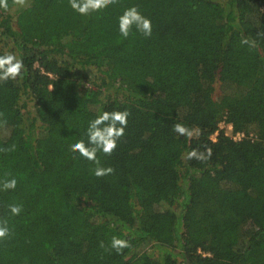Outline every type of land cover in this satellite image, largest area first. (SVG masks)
<instances>
[{"label":"trees","instance_id":"obj_1","mask_svg":"<svg viewBox=\"0 0 264 264\" xmlns=\"http://www.w3.org/2000/svg\"><path fill=\"white\" fill-rule=\"evenodd\" d=\"M133 5L151 37L120 36L118 17ZM260 32L264 0H119L90 16L68 0H9L0 55L15 53L27 71L0 82V148L15 145L0 151V180H17L0 191L12 233L0 264H264ZM125 109L116 150L98 154L115 171L97 178L69 146L100 111ZM205 148L207 161L186 159ZM114 235L131 244L123 254L109 247Z\"/></svg>","mask_w":264,"mask_h":264},{"label":"clouds","instance_id":"obj_2","mask_svg":"<svg viewBox=\"0 0 264 264\" xmlns=\"http://www.w3.org/2000/svg\"><path fill=\"white\" fill-rule=\"evenodd\" d=\"M118 2L119 0H68L72 10L81 16H90L92 13L100 12ZM11 4L18 9H24L31 6V0H11ZM0 10H9V0H0ZM118 31L124 39L129 38L134 31L148 38L152 35V22L150 18L142 14L139 6L133 5L125 8L118 17ZM258 36L264 37V32H260ZM241 44L248 45L249 48L257 47L256 40L249 37L242 38ZM26 71L23 59L19 58L15 53L6 52L0 55V82L15 81L17 78H22V75ZM2 115L3 113H0V116ZM129 116L130 113L126 109L113 110L111 112L100 111L94 119L88 122L84 134L86 139L77 140L69 146L70 152L79 154L80 157L95 165L92 168V174L97 178L114 173L115 170L112 167L102 166L98 154L102 153L103 155L111 156L116 150L118 141L125 134ZM3 123L6 124L7 122L4 121ZM0 127H3V124H0ZM173 131L186 138H191L195 134L194 129L189 128L183 123H174ZM14 150L15 145H12L11 148H0V151L3 152ZM211 155V148H205L203 152L192 149L186 154V159H196L204 162L210 159ZM16 186L17 180L14 177L0 180V191L14 190ZM22 210L23 208L20 204L14 203L8 205V211L13 216L19 215ZM11 234L8 221L0 219V241L6 240ZM100 247H105L103 241L100 242ZM109 247L117 254H123L124 249L130 248L131 244L129 240L114 235L111 238Z\"/></svg>","mask_w":264,"mask_h":264},{"label":"rangeland","instance_id":"obj_3","mask_svg":"<svg viewBox=\"0 0 264 264\" xmlns=\"http://www.w3.org/2000/svg\"><path fill=\"white\" fill-rule=\"evenodd\" d=\"M219 95H220V91L218 90L217 84H216L214 86L213 98L215 99V98L219 97ZM218 127L220 130H222L224 132L225 135L228 136V138L230 137L231 139H234L235 134H231V132H230L231 127L229 125H225L223 123H220Z\"/></svg>","mask_w":264,"mask_h":264},{"label":"built area","instance_id":"obj_4","mask_svg":"<svg viewBox=\"0 0 264 264\" xmlns=\"http://www.w3.org/2000/svg\"><path fill=\"white\" fill-rule=\"evenodd\" d=\"M242 137H243L242 134L236 133V134L234 135V139H232V140H233V141H238V140H240ZM212 138H213V137H212Z\"/></svg>","mask_w":264,"mask_h":264}]
</instances>
